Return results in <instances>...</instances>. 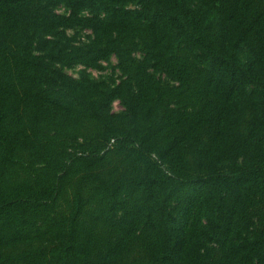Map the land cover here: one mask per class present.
<instances>
[{"label": "trees", "instance_id": "1", "mask_svg": "<svg viewBox=\"0 0 264 264\" xmlns=\"http://www.w3.org/2000/svg\"><path fill=\"white\" fill-rule=\"evenodd\" d=\"M0 264H264V0H0Z\"/></svg>", "mask_w": 264, "mask_h": 264}, {"label": "rangeland", "instance_id": "2", "mask_svg": "<svg viewBox=\"0 0 264 264\" xmlns=\"http://www.w3.org/2000/svg\"><path fill=\"white\" fill-rule=\"evenodd\" d=\"M57 10L61 13H65L68 11V9L64 5H59L57 7ZM70 35L76 34V37L79 41H85L87 40L88 36L91 34V31L89 29H83V30H75V29H68L67 30ZM117 65V57L113 55L109 61H104L102 63V67L96 68V67H86L82 64H76L73 66H63V70L74 76L79 77L82 73H87L90 77L96 78L98 80L106 81L110 84H115L119 82L122 73L118 69ZM166 80H168L167 77H164ZM112 108L114 111H120L123 109L120 101H115L112 105Z\"/></svg>", "mask_w": 264, "mask_h": 264}]
</instances>
